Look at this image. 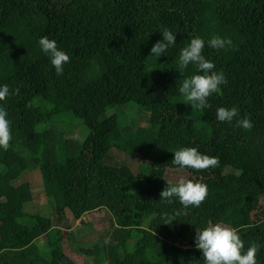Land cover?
<instances>
[{
	"label": "trees",
	"instance_id": "obj_1",
	"mask_svg": "<svg viewBox=\"0 0 264 264\" xmlns=\"http://www.w3.org/2000/svg\"><path fill=\"white\" fill-rule=\"evenodd\" d=\"M164 28L175 44L156 60L149 49ZM197 35L226 79L203 110L178 92L198 72L177 70L179 50ZM213 35L232 45L208 47ZM40 36L69 56L62 74ZM0 84L9 87L0 107L10 129L0 149V264H202L193 238L208 222L237 229L264 264V0H0ZM220 106L253 127L217 121ZM181 147L217 164L173 166ZM36 169L47 215L27 181L13 184ZM168 171L206 184L205 199L194 207L160 198L178 178ZM94 209L108 226L79 242L83 229L72 222Z\"/></svg>",
	"mask_w": 264,
	"mask_h": 264
},
{
	"label": "clouds",
	"instance_id": "obj_2",
	"mask_svg": "<svg viewBox=\"0 0 264 264\" xmlns=\"http://www.w3.org/2000/svg\"><path fill=\"white\" fill-rule=\"evenodd\" d=\"M160 33L162 38L152 44L149 49L150 56L156 60L161 55H166L167 49L175 44L176 32L164 28ZM38 45L41 52L48 57L55 73L62 74L63 65L69 60L66 52L58 48L54 39H49L47 36H40ZM207 45L210 48L221 50L230 47L232 40L228 37L213 35L207 40ZM204 46L205 40L198 35L194 36L179 50L178 55L177 70L181 75L190 64L198 70L197 73L185 77L178 88L179 94L192 109H207L209 107L207 98L210 94L218 92L220 86L226 83L224 73L214 70V63L202 54ZM8 95V85L0 84V101H3ZM237 113L238 110L234 106H220L215 110V119L220 122H232L233 118L237 117L236 126L242 130L251 129L253 127L251 120L247 116L240 118ZM9 140L10 129L7 112L3 107H0V149H7ZM172 153L171 163L180 169L200 170L217 164L215 157L202 154L195 147H181ZM206 195V184L186 179L183 176L178 177L174 182H166L164 189L160 192L162 199L175 197L181 205L194 207L198 206ZM193 239L195 248L203 256L202 264H256V252L259 246L252 243L247 249H244L238 230L235 228L222 225L219 222H208L202 228L196 227Z\"/></svg>",
	"mask_w": 264,
	"mask_h": 264
},
{
	"label": "rangeland",
	"instance_id": "obj_3",
	"mask_svg": "<svg viewBox=\"0 0 264 264\" xmlns=\"http://www.w3.org/2000/svg\"><path fill=\"white\" fill-rule=\"evenodd\" d=\"M77 129H73L70 132V135L73 136V132ZM81 132V131H80ZM180 175L179 172H172L168 171L166 174V178L168 180H175ZM24 181H27L32 189L33 195V203L37 207L38 211L42 215L50 214V207L46 197L43 194L42 186H41V177L39 171L32 170V171H24L20 174V176L14 180L13 184L18 185ZM258 207H261L264 210V198L259 199L257 202ZM73 226H79L83 229L82 232L79 233V237L77 241L83 243L92 242L91 240L97 236L98 234H102L104 229L108 226V215L103 209H94L84 215H82L79 219L72 222ZM62 237L59 241L63 242V247L65 251L70 254L73 258L78 261L79 257H76V252L72 253L73 251L71 247L66 245L67 241L64 240V234L62 232ZM79 256V255H78Z\"/></svg>",
	"mask_w": 264,
	"mask_h": 264
}]
</instances>
